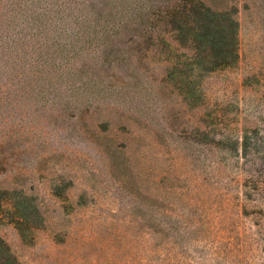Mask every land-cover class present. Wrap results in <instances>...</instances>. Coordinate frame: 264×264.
<instances>
[{
  "label": "rangeland",
  "instance_id": "rangeland-1",
  "mask_svg": "<svg viewBox=\"0 0 264 264\" xmlns=\"http://www.w3.org/2000/svg\"><path fill=\"white\" fill-rule=\"evenodd\" d=\"M190 1L0 0V236L20 264H264V0H202L234 12L238 57L178 70ZM15 191L40 214L27 238Z\"/></svg>",
  "mask_w": 264,
  "mask_h": 264
},
{
  "label": "trees",
  "instance_id": "trees-1",
  "mask_svg": "<svg viewBox=\"0 0 264 264\" xmlns=\"http://www.w3.org/2000/svg\"><path fill=\"white\" fill-rule=\"evenodd\" d=\"M170 23L172 39L191 52L186 60L178 61L182 67L180 69L168 55L165 59L173 70H215L236 61L239 24L233 11L213 9L202 0H191L184 8H175ZM159 44L167 54L173 52L167 38H163ZM0 193L4 192L0 190ZM15 194L16 198L12 201L13 222L21 235L27 238L31 229L38 227L40 214L30 197L18 191ZM2 208L4 202L0 199V212ZM31 216L35 220L31 221ZM0 264H20L1 236Z\"/></svg>",
  "mask_w": 264,
  "mask_h": 264
}]
</instances>
